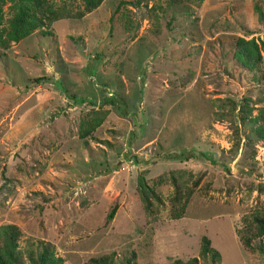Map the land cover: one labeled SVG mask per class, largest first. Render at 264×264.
<instances>
[{
  "label": "rangeland",
  "instance_id": "rangeland-1",
  "mask_svg": "<svg viewBox=\"0 0 264 264\" xmlns=\"http://www.w3.org/2000/svg\"><path fill=\"white\" fill-rule=\"evenodd\" d=\"M263 40L264 0H0V226L20 252L171 264L206 236L219 264H264L238 238L264 211ZM172 178L197 181L179 220Z\"/></svg>",
  "mask_w": 264,
  "mask_h": 264
},
{
  "label": "trees",
  "instance_id": "trees-1",
  "mask_svg": "<svg viewBox=\"0 0 264 264\" xmlns=\"http://www.w3.org/2000/svg\"><path fill=\"white\" fill-rule=\"evenodd\" d=\"M234 48L242 59H247V55L254 52L259 56V47L255 41H247L240 39L235 41V44L230 45ZM262 48L264 49V40L262 41ZM68 97L75 100L73 95L68 94ZM111 105H120V99L117 96H112L105 99ZM264 118V110L260 113L259 119ZM191 153L181 155H171L172 159H186ZM171 184L173 186L172 195L169 198V218L171 220H179L183 217L186 207L194 193L197 181L192 185L181 186L172 178ZM116 211L114 206L106 215V220L110 221ZM21 236L19 229L12 224L0 226V264H61V259L55 256L53 249L49 245H41L35 251L30 248L24 253L18 249V240ZM238 238L247 250H258L264 252V211L255 209L242 217V226L239 229ZM199 257L201 259L209 258L213 264H219L221 260L220 253L211 246L210 240L203 236L200 240L198 257H193L182 261L180 259L174 260L171 264H198ZM135 255L125 258L124 264H134ZM112 256H101L91 258L87 264H114Z\"/></svg>",
  "mask_w": 264,
  "mask_h": 264
}]
</instances>
